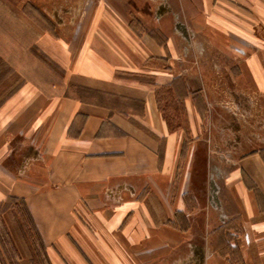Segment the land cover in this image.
Here are the masks:
<instances>
[{
	"label": "crops",
	"instance_id": "1",
	"mask_svg": "<svg viewBox=\"0 0 264 264\" xmlns=\"http://www.w3.org/2000/svg\"><path fill=\"white\" fill-rule=\"evenodd\" d=\"M170 6L0 0V215L18 264L35 263L10 197L48 264H264V151L210 125L222 76L264 97V0H200L188 21Z\"/></svg>",
	"mask_w": 264,
	"mask_h": 264
},
{
	"label": "rangeland",
	"instance_id": "2",
	"mask_svg": "<svg viewBox=\"0 0 264 264\" xmlns=\"http://www.w3.org/2000/svg\"><path fill=\"white\" fill-rule=\"evenodd\" d=\"M18 1V0H17ZM23 1V0H20ZM171 4V8L173 9V14L176 16L178 20H185L188 21L191 16L197 12L201 8L200 6V0H169ZM55 9V6L47 5L46 9L48 10V15H46L45 11L39 12L40 8L37 6L38 10L33 7V13L32 15H38V14H45L46 19L44 20L42 17L39 20L40 24L42 26L46 27H52L54 28V22L50 20L51 10ZM45 8V7H44ZM26 10L29 12L28 7H26ZM37 10V11H36ZM52 16V15H51ZM37 19L39 17L35 16ZM52 19V18H51ZM262 29V27H259ZM261 30L257 27L256 35L258 38H253L254 41H256L257 44H260L264 48V31L260 32ZM261 35V36H260ZM264 51V50H263ZM264 57V52H263ZM218 57V61L221 62L224 61L221 57ZM212 65V64H211ZM230 73V72H228ZM211 74V72L209 73ZM231 74V73H230ZM229 74V75H230ZM214 73L212 72L211 76L209 75V78L212 80ZM225 75V73H224ZM227 75V74H226ZM222 76L221 81L219 83L222 84L221 88L217 89L218 93L215 94V98L222 99V101H219L216 104H221L220 107L216 108L215 110L219 111L225 116L224 118L217 117L218 113L216 115L214 114L210 119V125L221 127L224 131V141L228 144H235L236 142L239 143L241 146L244 147L246 151H252L253 150H259L264 151V97L256 96V100H249L246 95L243 94V92L246 90L241 85V82L239 83L238 87L236 85V74L234 73V81H232L231 78L227 80V76ZM212 77V78H211ZM240 89V92H235ZM221 90V92H220ZM247 91V90H246ZM230 94H232L236 100L235 103L227 102L226 100H229ZM215 104V105H216ZM227 105V106H226ZM235 107L236 112L233 117L229 116V109H233ZM228 107V108H227ZM228 109V111H227ZM214 110V111H215ZM232 130L231 136L228 134ZM19 213V212H18ZM16 213V211L13 209V217H15V222L17 224V231L19 235L22 236L23 240L26 241L27 249L30 248V245H28L27 237L34 240L35 232L32 227V224L30 220L26 217L25 213H21L20 215ZM12 217V216H11ZM22 217V218H21ZM19 219V220H18ZM23 224L25 227H23ZM26 228L27 233H24V229ZM12 253V252H11Z\"/></svg>",
	"mask_w": 264,
	"mask_h": 264
},
{
	"label": "trees",
	"instance_id": "3",
	"mask_svg": "<svg viewBox=\"0 0 264 264\" xmlns=\"http://www.w3.org/2000/svg\"><path fill=\"white\" fill-rule=\"evenodd\" d=\"M12 208L20 215L25 213L26 217L30 220L32 227L35 232L34 240L27 237V241L30 245L32 251V260L35 264H48V258L45 250V245L43 243L42 237L34 223L33 218L30 215V212L27 208L25 201L22 198L10 197L3 206V212ZM22 218V217H21ZM19 220V219H18ZM23 227L25 225L23 224ZM24 229V233L26 232ZM12 252V253H11ZM20 253L18 247L15 245L14 239L11 235L9 228L7 227L6 222L4 221L2 215H0V258L3 264H18V259Z\"/></svg>",
	"mask_w": 264,
	"mask_h": 264
}]
</instances>
